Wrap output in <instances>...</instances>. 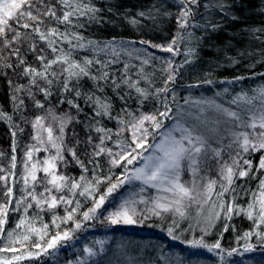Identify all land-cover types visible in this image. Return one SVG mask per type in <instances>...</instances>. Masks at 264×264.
Wrapping results in <instances>:
<instances>
[{"label":"snow or ice","instance_id":"1","mask_svg":"<svg viewBox=\"0 0 264 264\" xmlns=\"http://www.w3.org/2000/svg\"><path fill=\"white\" fill-rule=\"evenodd\" d=\"M175 2L179 6V11L176 15L177 32L173 39L167 45L142 39L139 41L141 45L157 48L174 56L179 54L178 41L187 39L191 42L193 39L197 41L201 39L187 31L191 27H199L190 22L195 15L193 6L199 7V0H175ZM204 7L216 8L224 15H230L231 5L227 3V0H212ZM153 9L159 12V9L153 5L148 11H140L134 17L125 15V18L132 26H138L141 23L139 18L155 21ZM103 11L104 9L97 7L93 0H55V3L51 0L48 2L45 0H0V44L4 49L9 50L8 57L0 55V61H2L0 67L13 70L20 68V75L28 79L27 85L15 86L14 93L25 92L35 108L44 109L45 102L53 96L52 89L55 86L62 96L58 104H67L69 109L76 110L77 115L84 111V106L91 110L90 123L86 127L96 133L95 138L89 135L85 141L92 149L89 153L85 148L84 154L88 157L85 163L77 154L75 146L68 147L65 144V129L75 119L69 112L57 115L50 107L46 115H37L31 121L21 117L25 123L31 124L33 130L31 140L35 143L25 147L23 171L17 180L15 171L17 132L12 130L13 155L10 157L9 168L0 167V173H3L0 174V253L12 254L0 255V264H21L23 261L39 264L42 256L53 255L55 251H58L59 246L72 240L75 233L83 229L86 222L99 219L101 216L109 225H135L143 224L152 217L163 220L165 214L170 213L173 219L167 228V234L174 240L180 239L176 235V230L180 228V221L188 218L187 209L193 206L196 207V225L201 235L199 238L182 241L189 246L203 248L217 254L224 253L225 249L222 248L220 239L209 244L205 236L211 233L221 219L225 221L223 232H227L226 222L230 221L233 215L241 214L252 221L253 228L238 236L237 242L244 241L243 247L246 252L255 250V246L250 242L253 237L258 244L264 246V230H261L264 226V85L253 89L251 96L242 92L232 100L233 104L241 105V111L248 116L247 122L237 111L217 105L214 101L202 102L214 106L219 112L232 118L235 127L247 129L238 132L229 131L231 139L226 147L231 150L228 153L231 163L224 161L221 157L223 149L211 147L207 138L198 132V126H186L187 122L183 119L182 110L178 109L177 113L173 114V109L168 102V93L171 91L168 85L176 81L177 72L170 59L164 62L165 67L162 68V71L166 73L163 86L154 88L152 91L141 87L140 79H133L128 74L130 66L127 63L123 65V73L118 79L107 70L110 65L119 62L121 53L126 51L124 47L126 42L121 41L117 45L113 39L101 43L87 39L79 31L88 24L101 23ZM108 11H111V8ZM261 11H264V8ZM165 15L170 16L171 13L166 12ZM46 19L55 26L46 25ZM231 19L236 20L238 17L231 15ZM10 21L14 22L15 27ZM60 25H63V30ZM208 25L213 31L219 28V25L211 21L206 22L205 26ZM21 28L26 31L21 32ZM248 31L255 37L257 32L264 33V27L252 28ZM33 35L45 42L46 48L52 54L51 58L43 54L44 49L37 52V44L31 42ZM255 38L260 39V37ZM22 39L30 41L28 51L36 55V60L40 64L39 68L28 65L25 57L21 56L20 47H14V45H20ZM63 45H67V48ZM78 51H90L93 56L76 59L74 54ZM99 53L110 58L102 59ZM184 55L185 61L177 67L191 63L196 56V49L188 47ZM13 56L18 60L15 66L9 61V58ZM148 63L147 59L141 61L142 65ZM249 67H255V65H249ZM94 68L95 72H93ZM142 74L143 67L140 68L138 76ZM259 75L264 76V73ZM85 78L94 82L93 89L90 91L81 90V81ZM234 79L238 81L245 77ZM205 83L211 84L213 81L205 80ZM149 84H151L150 81ZM9 85L12 86V81H9ZM106 87H110L124 104L134 91L140 108L150 96L156 98L160 106L149 113L141 111L140 108L133 112L128 107H122L121 111L114 116V106L111 97L105 93ZM121 88L127 91L121 94ZM38 94H42L44 101L37 99ZM11 99L14 110L18 112L24 105V99H18L15 94ZM81 100L83 106L80 103ZM172 100H175V94ZM185 103L189 101L185 100ZM48 118H51L58 127L54 129L53 124L46 123ZM104 118L116 120L118 125L116 132L102 125ZM168 119H174L175 123L161 133L158 143H150L149 138L155 141L157 131ZM0 120L7 121L10 128L24 131L19 125L14 124L13 116L2 109H0ZM76 122L79 123L78 120ZM125 132L130 133V140L117 139L115 146L119 149L118 151L107 147L108 141L113 136L120 137ZM176 133H179V136ZM150 149L151 152H149ZM40 151L47 152L49 155L43 160H34V153ZM65 152L82 170L78 179L59 171L60 165L67 164ZM146 152L149 153L147 156L144 155ZM257 152L261 155L258 164L254 166L249 157ZM3 155L4 153L0 152V157ZM100 157L106 158L108 165L106 175L103 174ZM138 158L143 163L140 167H135ZM205 158L216 161L218 179L199 176L201 163L208 162ZM185 162H187V170L192 174V180L188 184L181 182ZM89 164L93 165L91 170L88 167ZM116 168L122 170L120 174L114 171ZM38 173L43 175L38 176ZM10 179L11 183H9ZM237 180H242L244 183L237 184ZM134 181H140L143 185L157 189L158 192L170 195H157L150 201L144 198L137 200L129 196L119 204L105 208L106 201L114 192L126 183L131 184ZM251 181L257 182L254 187ZM17 184L20 186L14 191ZM105 185L106 187H102ZM217 185H219V191L216 190ZM140 191L143 192L144 189L141 188ZM213 195L216 197L215 200L212 199ZM79 198H84L90 206L82 210L84 204ZM244 198H247L246 205L237 202ZM139 205L144 207L141 208ZM205 205L210 207L205 210ZM60 206L64 207L63 216L56 212ZM12 213L18 214V220L15 227L8 230L5 225L8 224L9 215ZM41 213H50V222H44ZM37 223L40 226H36ZM186 230L193 231V225L189 224ZM222 234L221 232V236ZM96 243L101 245L102 251L104 242ZM50 250L53 251L50 252ZM236 251V248H232L227 251V255L231 256ZM83 252L89 257L97 254L89 246H85ZM79 264L84 262L80 261Z\"/></svg>","mask_w":264,"mask_h":264},{"label":"trees","instance_id":"2","mask_svg":"<svg viewBox=\"0 0 264 264\" xmlns=\"http://www.w3.org/2000/svg\"><path fill=\"white\" fill-rule=\"evenodd\" d=\"M45 2H48V0H45ZM51 2L55 3V0H51ZM211 2L212 0H199V7L193 6L195 15L190 22L194 25H199V27H191L187 31L192 32L194 37H200L201 39L199 41L193 39L191 42L187 39L178 41L179 54L174 56L157 48L141 45L139 41L143 39L152 41L155 44L167 45L173 39L177 32L176 15L179 11V6L175 0H93L97 7L104 9L101 13L103 21L101 23L88 24L83 29H79V31L87 39L101 43H106L113 39H115L117 45L121 41L126 42L124 45L126 51L121 53L119 62L110 65L107 70L118 79L123 73V65L127 63L130 66L128 74L133 79L139 78L140 86L149 91L163 86L166 73L162 71V68L165 67L164 62L170 59L177 75L176 81L168 85L171 89L168 93V102L173 109V114H176L178 109L183 111V119L187 122L186 124L190 125L191 119L192 123L198 106L197 102L203 97H205L204 99L214 98L222 107L237 111L247 122L248 116L241 111V105L233 104L232 100L242 92H246L251 96L253 95V89L264 85V76L259 75V73H264V42H262L264 41V33H255V37H260V39H257L248 31L252 28L264 27V11H261L264 8V0H227V3L231 5L230 15H224L223 12L216 8L204 7V5ZM153 5L159 9V12L153 9L152 14L156 17L155 21L139 18L141 23L138 26H132L127 22L125 15L134 17L140 11H148ZM109 8H111V11H108ZM166 12L171 13V15H165ZM231 15H235L238 19H231ZM207 21L219 25L218 30L213 31L210 25L206 27ZM10 23L15 27L13 21H10ZM45 24L55 26L48 19L45 20ZM60 28L63 30V25H60ZM20 31L24 32L26 30L21 28ZM130 41L135 43H127ZM31 42L37 44L38 53L40 49H44L43 54L49 58L52 57L50 50L46 48L45 42L40 41L38 36L33 35ZM29 43L30 41L22 39L20 45H14V47H20L21 56L25 57L28 65L39 68L40 64L36 60V55L28 51ZM63 46L67 48V45ZM188 47L196 49L195 58L191 63L184 64L183 67H177L185 61L184 53ZM0 55L9 56V50L4 49L2 44H0ZM74 55L76 59H81L85 56L92 57L93 53L90 51H78ZM98 55L105 60L110 58L104 56L103 53ZM144 59L149 60V63L142 65L141 61ZM9 61L14 66L18 63L17 58L14 56L10 57ZM233 61L236 62L234 63ZM253 64L255 67H249V65ZM141 67H143V74L138 76ZM5 72L7 73L6 75L4 74ZM93 72H95V68ZM20 73V68L13 70L0 67V109L12 115L14 124L24 129L23 132H20L18 129L10 128L7 121L0 120V152L4 153L3 157H0V167L9 168L10 157L13 155L11 150L13 139L11 131L15 130L17 132L15 153L17 156V168L15 171L17 173L16 179H19V174L23 171L25 147L34 143L31 140V135L33 134L31 124L25 123L21 117H26L28 121H31L37 115H46V111L50 107L53 108L57 115L69 112L75 118L65 129V144L68 147L75 146L77 154L87 163L88 157L84 154V150L87 148L90 153L92 149L85 141L89 135H92L93 138L96 137V133L86 127L90 123L91 110L84 106V111L77 115L76 110L69 109L67 104H58L62 96L55 86L52 89L53 96L45 102V108H35L32 100L27 97L25 92L14 93L15 86L28 84V79L21 76ZM235 77H245V79L237 81L234 79ZM205 80H212L213 83H205ZM9 81H12V86L9 85ZM149 81L151 84H149ZM229 81L231 82L229 83ZM93 84V81L85 78L81 81V90L90 91L93 89ZM125 91L127 90L124 88L120 89L121 94H124ZM105 93L111 97L114 106V116L121 111L122 107H128L133 112L140 108L137 94L134 91L127 99L126 104L116 96L110 87L105 88ZM13 94L18 99H24V105L18 112L14 110L11 99ZM97 94L99 95L100 93ZM173 94H175V100H172ZM37 99L44 101L42 94H38ZM185 100H188L189 103L186 104ZM80 103L83 106L82 100ZM159 106L157 99L150 96L148 100L144 101L140 110L149 113ZM225 118L226 120L222 118V121L226 125L228 122L231 125L230 129L237 132L247 130L235 127L232 118L228 116H225ZM77 120L79 123L76 122ZM174 121V119L165 120L162 128ZM46 123L53 124L54 129L58 127L51 118H48ZM102 125L112 129L113 132L118 129L115 119L104 118ZM117 139L130 140V133L125 132L120 137L113 136L108 141L107 147L112 148L113 151H118L119 149L115 146ZM77 141H79V144H77ZM214 146H217V144ZM64 155L67 164L66 166L60 165L59 171L78 179L82 170L67 152ZM260 155L261 153L257 152L249 157L252 159L254 166L258 164ZM99 160L103 168V174L106 175L108 172L106 158L100 157ZM88 167L91 170L93 165L89 164ZM114 171L120 174L122 170L116 168ZM9 183H11V179ZM236 183L242 184L244 181L237 180ZM256 183V181H251L253 187ZM19 186L17 184L14 191ZM102 187H106V185ZM122 188L123 186L109 197L105 207L110 199L117 195V192L121 191ZM216 190L219 191V185H217ZM79 199L84 204V209L82 210L90 206L84 201V198ZM212 199H216L215 195H213ZM237 202L241 205H246L247 198ZM56 212L63 216L65 214L64 207H58ZM187 213L188 218L181 220L180 228L176 230V235L180 239L175 240L167 234V228L171 225L173 219L169 214H165V219L163 220L152 217L144 221L140 226L109 225L97 219L88 221L82 230L75 233V237L72 240L59 246L58 251H55L53 255L42 256L39 264H79L80 261H83L84 264H264V246L258 244L255 237L250 241L255 246L254 251H244V241L237 242L238 236L253 228L252 221H249L245 215H233L232 219L226 222L228 224L227 232H223L225 221L221 219L216 223L211 233L205 236V240L209 244L220 239L221 246L225 251L222 254H217L216 252H208L203 248H193L182 242L199 238L201 235L199 227L196 225V213L189 209ZM41 216L44 222H50V213H41ZM17 220L18 214H10L5 228L11 230L15 227ZM189 224L193 225V231L186 230ZM36 226H40L39 223ZM261 230H264V226H262ZM221 232L223 233L222 236ZM97 241L104 242L102 251L101 245L96 243ZM85 246L92 247L97 254L92 257L87 256L83 252ZM232 248H236L237 251L228 256L227 251ZM0 255L10 256L12 254L0 253ZM221 255H223V260H221ZM21 264H30V262L23 261ZM31 264H36V262H31Z\"/></svg>","mask_w":264,"mask_h":264},{"label":"rangeland","instance_id":"3","mask_svg":"<svg viewBox=\"0 0 264 264\" xmlns=\"http://www.w3.org/2000/svg\"><path fill=\"white\" fill-rule=\"evenodd\" d=\"M203 97L198 103V106L195 110V117L191 123L190 120V125L186 124V126H192L196 125L198 126V132L203 134L207 140L208 143L211 145L213 148H218V149H223L221 153L222 160L228 161L231 163V161L228 159V153L231 151L226 147V145L229 143L231 137L229 136V131H234L231 128V125L227 122V125L224 121H222V118H225V114L219 112L214 106H209L208 104L202 103L203 101H214L215 104L219 105L214 98H209V99H204ZM175 123L172 122L171 124L165 126L164 128H161L159 131L156 133V140L153 141L152 138H149L150 143H158L159 140L161 139V133L166 131L168 128L172 127V125ZM177 136H179V133H176ZM35 143V141H34ZM217 144V146L214 145ZM151 152V149L149 150ZM149 153L146 152L144 153L145 156H147ZM255 154V153H254ZM49 153L40 151L39 153H34V160L39 159L43 160L46 156H48ZM209 157H211V153H209ZM207 159V163H201L200 165V172L199 176L200 177H207L210 179H218L217 173H216V161L210 158H205ZM143 162L141 160H137L135 163V167H140ZM187 162H185L184 168L185 170L182 171L181 173V182H184L188 184L192 180V174L187 170L186 167ZM133 167V166H129ZM43 175V173H38V176ZM198 183H200L199 178H198ZM190 186V185H188ZM143 188L144 191L141 192L140 189ZM157 195H170L169 193H162L158 192L157 189L149 187L147 185H143L140 181H134L131 184H125L121 191L117 192V195H115L113 198L110 199L108 205L105 208H110L116 204H119L124 198H127L129 196H133L135 199L139 200L141 198H144L145 200H151L152 198L156 197ZM139 207H144L143 205H139ZM210 205H205V210L208 209ZM188 210V209H187ZM189 210H192L196 213V207L193 206L189 208ZM171 217H173L170 213H168ZM206 214V211H205ZM178 218V217H176ZM101 222L103 221V217L101 216L99 219H97ZM121 226H140V224H135V225H124V224H118Z\"/></svg>","mask_w":264,"mask_h":264}]
</instances>
